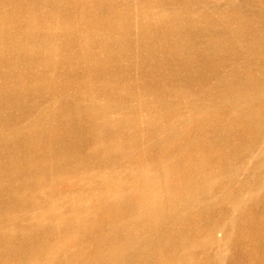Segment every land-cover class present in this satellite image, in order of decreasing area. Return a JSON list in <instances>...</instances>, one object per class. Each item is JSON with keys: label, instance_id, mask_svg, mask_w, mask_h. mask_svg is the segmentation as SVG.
<instances>
[{"label": "bare ground", "instance_id": "obj_1", "mask_svg": "<svg viewBox=\"0 0 264 264\" xmlns=\"http://www.w3.org/2000/svg\"><path fill=\"white\" fill-rule=\"evenodd\" d=\"M51 1L55 2V0H0V64L5 66L0 78L7 80L10 87L4 93H0V102L4 104H6L4 101L9 102L8 105L20 108V112L25 111L23 115L29 120L27 126L36 129L40 123L39 117L32 118V114L40 104L36 99L33 103L29 96L43 90L52 91L56 100L51 102V106L44 105L43 110L38 111V114L43 113L47 120L53 119L50 130L64 124L72 134V131H76L74 125L80 127L79 123H82L89 129L88 134H91L94 142L88 152L85 140L75 138L74 134L71 140H61L59 134L58 138L48 142L47 146L34 141L33 144L27 143L31 142L29 138L20 139L18 141L20 147L17 149L21 151L22 146H27L32 150V152L30 150L32 155H28L27 151L14 153L12 148H3L8 160L0 162V172L14 166L21 174L14 178L11 185L0 186V190L3 191L0 192V241L13 244L17 249L7 248L13 254L18 250L27 254L29 260L20 264H70L71 258L61 253L63 243L67 244L73 242V238L82 237V230L86 228L87 222L92 218L101 217L115 207L111 214L116 219L106 218V223L103 224L106 228L104 235L95 236L80 248L76 245L79 263L153 264L154 261V264H157L161 262L160 257H154L157 252L171 258L173 261L170 264H199L197 260L190 259L186 252L195 251V248L201 246L211 255L207 259L204 258L201 264L213 262L224 264L228 252L232 250L234 256L250 252L249 258L254 257L258 263H263L261 260H264V152H262L264 114L261 115L255 109H248V102H258L261 99L260 91H264V74L250 81L254 86L248 91L252 92V95L247 93L248 99H243L241 104H230L232 111H242L257 131L263 132L260 134V147L255 151L245 149L246 155L242 157L243 162L238 166L231 162L226 163V167H219L217 164L214 171L216 178L207 175V171L203 170L205 167L202 168L199 162L192 163L187 173L170 172L171 160L168 161L162 156L154 158L148 156L151 149L144 153L147 155L143 161L138 165L136 163L132 165L133 158L141 154L133 145L113 141L109 144L101 138L106 128H113L116 134L124 135L129 132L132 124L130 118L117 119L109 124L107 114L111 110L107 107V102L90 98L89 101L84 99L71 104L68 101L71 99L69 92L64 89L67 86H60L55 82V69H60L58 71L60 76L63 72L64 75L78 80L79 75H76L78 72L75 71H79L78 66L71 64L77 65L82 60L85 61V57L94 64L89 72L90 76L97 74V71L105 70L110 65L107 59H116L120 62L114 63L113 68L124 74L126 67L121 62L130 59L126 54V50L133 46L132 37H128L130 34L150 33L163 23L173 25L175 19L180 16L191 18L199 15L208 16L207 18L212 16L210 20L218 22L219 19L211 15L214 12L212 8H206L196 15L186 10V5L191 4V0H164L165 4L158 3L159 6L153 3L154 0L151 4L148 0L133 2L108 0L109 3L106 5L105 0H93L96 13L79 15L75 20L60 22L55 19V9H40L39 4ZM62 1L65 4L77 5L88 2ZM27 4L38 5L37 11H29ZM235 5L232 4V8ZM78 31H88L89 38L85 37L83 41L89 42V47L83 46L77 55H73L68 49L62 52V42L57 46L49 44V39L53 37L74 40ZM109 37L119 38L121 43L117 46ZM249 41L251 38L239 37L237 33L230 42L233 45L244 46ZM90 42L94 46H91ZM102 46L103 52L99 51ZM109 52L113 55L111 56ZM52 59L55 61L50 63ZM172 60L181 61L179 58ZM164 61L169 63L170 60ZM65 66L67 71L64 70ZM46 67H50V71ZM139 67L147 69L149 76L157 75L151 70L152 64ZM82 78L84 80V77ZM184 82V79L180 78L179 85L183 86ZM136 89L140 99L145 92L150 95L166 92V88L163 87L146 89L137 86ZM231 91L236 92L234 89ZM174 93L183 94V88L177 87ZM240 96L243 97L244 94ZM137 104L144 107L142 101ZM217 111L216 104L212 107L204 106L199 111L191 112L189 117L192 120L193 117L201 116L194 120H201L203 123L207 120L205 115L209 112L218 114ZM132 118L137 124L149 123L147 119H140L139 116ZM54 122L58 124L54 125ZM15 130L20 135L24 131V126H19ZM2 131L1 140L10 142L9 131L4 129ZM58 140L60 143L55 142ZM55 143L60 144V149L58 144L53 145ZM215 143L220 148L224 147L221 146L223 141L215 139L214 145ZM191 145L186 147L191 151L193 148L196 149ZM149 148L151 146L147 147L146 151ZM85 155L95 158L100 166L92 165L89 160L87 162L84 159L87 158ZM25 158L31 166L36 164L42 166L49 160L51 164L44 168L32 169L31 166L22 164ZM233 160L235 162V159ZM246 161L254 167L250 174L254 177L255 185L238 179L241 171L245 172L248 166H242ZM184 173L187 174L185 178L176 181L177 176L174 174ZM60 174L70 176L73 186L80 185L85 195L77 197L76 188L75 192L64 194L57 191L58 194L54 193L55 190H39L43 188L39 185L43 180L52 181ZM200 176L203 178L200 179ZM224 178L227 179L226 184L220 185L218 192L214 191L217 182ZM73 179L77 182L75 183ZM6 192L8 195L11 194L8 197L12 202L8 203L3 199L2 196ZM40 193H47V199H43ZM196 214H201L203 218L200 219L203 220L192 231L202 230L204 237L189 241L182 233L185 231L184 226L190 224L189 220ZM215 214L221 219L208 224L207 218ZM147 222L156 223H152V227L148 229ZM173 224L181 227L175 234L172 233ZM206 224L208 225L205 228ZM161 226L166 229L163 230ZM53 234H62L59 242L49 245L43 242L33 243V246L29 244L30 241H35L37 235L45 239ZM88 242L94 248L88 258H85L83 250Z\"/></svg>", "mask_w": 264, "mask_h": 264}, {"label": "rangeland", "instance_id": "obj_2", "mask_svg": "<svg viewBox=\"0 0 264 264\" xmlns=\"http://www.w3.org/2000/svg\"><path fill=\"white\" fill-rule=\"evenodd\" d=\"M87 1L86 4L77 5L76 3L65 4L62 0H55V2L41 3L39 6L40 9H55V19L62 22L75 20L79 15L86 16L96 13L97 9L95 3L92 2L93 0ZM151 1L153 2V0H148L149 4L152 3ZM191 2V4L186 5V10L197 15L206 8H212L214 12L211 15L218 18L219 21L213 22L210 20L212 17L210 15V18L201 15L195 18L180 16L175 19L173 25L163 23L150 33L130 34L128 37H132L133 46L126 50V54L130 56V59L121 62L126 67L124 74L118 73L113 68L114 63L120 62L116 59H107L110 65L105 70L97 71V74L90 76L89 72L94 64L85 57V61L82 60L77 65L71 64L78 66L79 71L75 70L78 72L76 75H79L78 80L64 75L63 72L60 76L58 74L60 69H55V82H58L60 86H67L64 89L69 92L71 99L68 101L71 104L74 101L78 102L84 99L89 101L90 98L102 99L103 102H107V107L111 110L107 114L109 124L117 119H131H129L132 122L131 128L126 134H116L113 128H106L102 132L103 137L101 138L109 144L113 141L133 145L135 150L141 152V154L133 158L132 165L134 163L138 165L139 162L143 161L147 155L144 153L151 149L148 156L152 158L162 156L166 157L168 161L171 160L170 172L187 173L192 163L199 162L202 168L205 167L203 170L207 171V175L216 178L217 175L214 171L217 164L219 167H226V163L231 162L238 166L243 162L242 157L246 155L244 153L245 149L249 148L255 151L260 147V134L263 132L261 130V132H258L257 128L242 111H232L230 104H241L243 99H248V94L252 95V92L248 91L252 90L254 86L250 84V81L264 74V0H191ZM38 3L36 2V4ZM91 3L94 5L91 6ZM104 3L106 5L109 2L105 0ZM153 3L155 5H158V3L160 5L165 4L164 0H154ZM232 4L236 5L232 8ZM41 5H44V7L42 8ZM37 8L38 5L30 6L27 4L29 11H37ZM41 12L43 13V11ZM177 28H180L181 32ZM237 33L239 37L251 38V41L244 46L233 45L230 41L237 36ZM85 37L89 38L88 31H78L74 40H71L72 38L60 40L59 37H53L49 39V44L57 46L59 42H62V52L68 49L70 53L77 55L83 46L89 47V42L85 43L83 41ZM111 40L117 46L121 43L119 38L114 37ZM90 45L94 46L92 42H90ZM103 49L102 46L99 51L103 52ZM109 53L111 56L113 55V53ZM165 55L167 56L165 57ZM52 58L56 59L55 57ZM174 58H179L181 61L175 62L172 60ZM54 59L50 63L54 62ZM164 59L170 60L169 63ZM147 60H151V62ZM74 62H76V59ZM144 64H152L151 70L157 75L155 77L149 76L147 69L139 67ZM56 67L58 69L57 65ZM4 68L5 66L0 64V73L5 70ZM46 69L50 71V67H46ZM64 70L67 71V66ZM82 77H84V80ZM180 78L185 81L183 86L179 85ZM137 86L146 87V89L163 87L166 88V92L157 93V95H150L145 92L140 99L138 97L139 92L137 93L136 89ZM177 87L183 88L184 93L180 95L174 93ZM8 88L10 87L7 80L0 78V93L9 90ZM233 89L236 90L235 93H232L231 90ZM246 89L247 92H245ZM260 92L261 99L258 102H248V109L258 110L262 115L264 114V91ZM240 94H244V96L242 97ZM30 95L29 98L32 99L33 103L36 99L39 100L37 102L40 104L32 114V118L39 117L40 123L36 129L27 126L29 120L23 115L26 113L25 111L20 112V108L8 105L9 102L4 101L6 104L0 102V131L2 129L8 130L11 134L10 142H4L0 138V162L8 160L3 151V148L7 147L12 148L15 151L14 153L22 151L25 153L27 151L28 155H32V150L27 146H22L21 151L17 149L20 147L18 141L23 138H29L28 140L31 142L27 143L39 142L43 146H47L49 145L48 142L53 141L56 137L58 138L59 134H61V140H71L73 138L71 136L74 134L75 138L85 140L86 150L89 152L94 140L90 137L91 134H88L90 133L89 129L84 124L79 123L80 127L74 125L76 131H72V134L64 124L59 125L55 130L53 128L50 130V123L53 119L47 120L43 113L38 114L40 109L43 110L42 106H51V102L56 100L52 91L43 90L35 93V95ZM233 95H239L240 97H233ZM109 96L112 98H109ZM140 101L144 103V107L138 106L137 103ZM119 104L120 106H118ZM214 104L218 108V114L209 112L208 115H205L207 120L203 123L201 120H194L201 118V116L193 117L192 120L194 121L190 119L191 112L199 111L204 106L212 107ZM132 116L147 119L149 123L137 124ZM56 124L58 122H54V125ZM19 126H24V131L20 134L22 136L15 130ZM16 132L18 133L16 134ZM66 132H69V134ZM215 139L223 141L221 146L224 145V147L220 148L216 143L214 145ZM59 141L55 142L60 143ZM6 144H9V146H6ZM190 144H192V148L196 147V149L189 150L186 146ZM149 146L151 148L146 151ZM58 149H60V144H58ZM84 159L87 162L89 160L92 165L100 166L95 158L88 156ZM233 159H235V162ZM22 164L31 166L26 158L25 162L22 160ZM50 164L51 160L46 162L45 165L38 166L36 164L31 168H44ZM251 165L247 161L243 163L242 166H247V168H245V172L241 171L238 179L249 185H255L254 177L250 174L254 169ZM18 174L20 175L21 172H18L14 166L5 168L0 172V186L11 185ZM174 175L177 176L176 181H179L185 178L187 174ZM201 178L203 177L200 176ZM74 181L77 182V180ZM42 182L39 185H42L43 188L39 190H55L54 193L64 194L70 191L75 192L74 188H76V190L78 189V192H76L77 197L85 195L84 190H81V186H73L71 177L66 174H60L52 181L45 179ZM226 182L227 179L225 178L217 182L214 191L218 192V189L221 188L220 185H225ZM0 192L3 191L0 190ZM10 195L6 192L2 197L9 203L12 202L11 198L8 197ZM39 195L45 200L48 197L47 193H40ZM59 202H61L60 199ZM257 202H254V204ZM114 209L115 207H112V211ZM112 211L101 215L99 218H92L87 222L86 228L82 230V237L73 238V242L67 244L63 243L61 253L72 259H70V264H81L78 262L79 253L75 247L79 246L80 248L88 240L106 233L104 226L106 220L116 219L111 214ZM200 218H203L201 214H196L189 220L190 224L184 226L185 231L182 235L189 241L204 237L202 230L192 231L203 220ZM220 219L218 214L207 218L208 224ZM152 223L155 224L156 222H147L146 228H151ZM208 224L205 225V228ZM161 228L166 229L163 226ZM180 228V225L173 224L172 233L175 234ZM61 236L62 234H53L44 239L37 235L35 241H30L29 244L33 246V243L43 242L49 245L59 242ZM176 245L179 246L177 243ZM86 246L83 254L86 255L85 258H88L94 247L90 246L89 242ZM7 248L17 249L13 244L10 245L8 242L0 241V264H20L29 260L26 253L18 250L13 254ZM204 248L201 246L195 248V251L186 252V254L190 259H195L201 264V261L205 260L204 258L207 259L208 256H211ZM232 251L228 252L224 264H260L256 261V258H249L250 252H246L241 256H234ZM71 253L74 254L71 255ZM154 257L161 258V262L157 264H170L173 261L166 254L159 255L157 252ZM261 261L263 262L261 264H264V260ZM152 263L154 264V261ZM212 264H218V262Z\"/></svg>", "mask_w": 264, "mask_h": 264}]
</instances>
